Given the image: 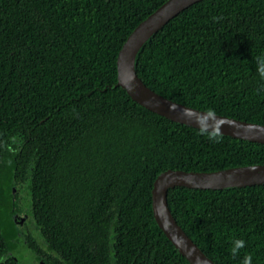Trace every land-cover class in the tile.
<instances>
[{
  "label": "trees",
  "instance_id": "trees-1",
  "mask_svg": "<svg viewBox=\"0 0 264 264\" xmlns=\"http://www.w3.org/2000/svg\"><path fill=\"white\" fill-rule=\"evenodd\" d=\"M167 0H0V264H21L18 182L46 264H189L158 228L151 190L167 170L264 165V144L152 113L117 86V55ZM223 19L216 23L212 17ZM264 0H202L144 45L136 74L184 106L264 125ZM202 132L204 134H202ZM169 209L216 264H264V185L175 187ZM245 248L231 254L232 241Z\"/></svg>",
  "mask_w": 264,
  "mask_h": 264
},
{
  "label": "water",
  "instance_id": "water-1",
  "mask_svg": "<svg viewBox=\"0 0 264 264\" xmlns=\"http://www.w3.org/2000/svg\"><path fill=\"white\" fill-rule=\"evenodd\" d=\"M200 1L202 0H167L135 27L117 55V86L124 89L130 98L144 109L173 122L213 133L219 131L222 136L264 144V125L215 114L212 121L201 127L196 121L206 113L205 111L162 97L146 87L136 74V57L150 38L182 11ZM171 106H175V110H171ZM182 110H187L191 115L182 116ZM253 185H264V165L236 167L211 173L167 170L156 177L151 190L154 220L189 264H216L177 224L168 206V191L175 187L217 190ZM18 221L22 223L23 220Z\"/></svg>",
  "mask_w": 264,
  "mask_h": 264
},
{
  "label": "rangeland",
  "instance_id": "rangeland-1",
  "mask_svg": "<svg viewBox=\"0 0 264 264\" xmlns=\"http://www.w3.org/2000/svg\"><path fill=\"white\" fill-rule=\"evenodd\" d=\"M16 195L19 199L17 207L19 209L17 220H23L21 225L18 226V244L10 250L12 257L17 259L21 264H38V260L35 257V253L27 247L26 236H31L36 240L37 244H40V237L38 236L36 229L34 228V223L32 220V215H30V207L24 199H28V193L26 189V183L18 182L16 185ZM23 207L28 209L25 211ZM16 220V219H15Z\"/></svg>",
  "mask_w": 264,
  "mask_h": 264
},
{
  "label": "clouds",
  "instance_id": "clouds-1",
  "mask_svg": "<svg viewBox=\"0 0 264 264\" xmlns=\"http://www.w3.org/2000/svg\"><path fill=\"white\" fill-rule=\"evenodd\" d=\"M223 18L220 16H214L212 17V20L216 23H219ZM255 64H256V73L259 77V79L264 82V55H259L254 57ZM264 87V85H262ZM171 110H175V106H171ZM182 116H190L191 113L188 112L187 110H182L181 112ZM215 118V112L214 110H209L206 113L202 114V117L196 121V123L204 127L207 125L209 121H212ZM202 134H204L202 132ZM221 133L219 131L215 133H211L208 135V138L210 141L214 143H219L221 141ZM246 242L243 239H235L232 241V247L230 249L231 254L233 257L239 255L240 250L245 248ZM241 264H252V255L251 254H246L242 261Z\"/></svg>",
  "mask_w": 264,
  "mask_h": 264
},
{
  "label": "flooded vegetation",
  "instance_id": "flooded-vegetation-1",
  "mask_svg": "<svg viewBox=\"0 0 264 264\" xmlns=\"http://www.w3.org/2000/svg\"><path fill=\"white\" fill-rule=\"evenodd\" d=\"M23 209L26 211L28 208L27 207H23ZM16 220H17V218H16ZM34 228L36 229V226L35 225H34ZM38 247H39V249H42L41 243L38 245ZM43 260H44V258L43 257H40V259H38V264H41V263L46 264Z\"/></svg>",
  "mask_w": 264,
  "mask_h": 264
}]
</instances>
